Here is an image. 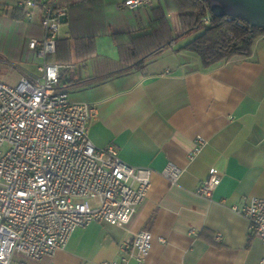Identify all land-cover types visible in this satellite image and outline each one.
I'll return each instance as SVG.
<instances>
[{
  "label": "crops",
  "instance_id": "1",
  "mask_svg": "<svg viewBox=\"0 0 264 264\" xmlns=\"http://www.w3.org/2000/svg\"><path fill=\"white\" fill-rule=\"evenodd\" d=\"M22 1L0 0V76L15 72L18 82L40 63L29 41L44 37L42 10L29 21ZM81 1L59 6L67 11ZM63 25L61 39L69 38V25ZM97 55L119 59L109 38L97 43ZM94 64H71L75 68L61 81L92 77ZM147 70V76L134 72L68 94L71 102L94 107L89 137L96 147L114 145L126 164L154 171L148 196L126 229L152 235L147 264H261L264 245L233 208L264 198V37L250 57L205 69L194 53L168 51ZM198 137L206 143L193 156ZM169 163L182 170L176 185L161 176ZM212 169L221 182L207 200L197 191ZM129 237L123 228L92 223L78 228L64 250L30 264H106L118 260L119 245Z\"/></svg>",
  "mask_w": 264,
  "mask_h": 264
},
{
  "label": "built area",
  "instance_id": "2",
  "mask_svg": "<svg viewBox=\"0 0 264 264\" xmlns=\"http://www.w3.org/2000/svg\"><path fill=\"white\" fill-rule=\"evenodd\" d=\"M60 2L19 4L29 21L36 10L43 12L44 37L29 41L40 60L38 75L22 72L16 86L0 83V264L52 257L66 248L78 228L92 223H108L130 234L119 245L118 260L106 264H147L152 235L126 227L147 198L154 171L126 164L114 145L96 147L89 137L94 107L57 93L63 73L75 68L48 61L56 54L61 19L67 15ZM152 5L153 0H124L130 10ZM211 21L209 13L203 24ZM205 143L197 138L193 156ZM181 174L172 163L161 172L171 185ZM220 182L219 171L212 169L197 194L211 200ZM233 210L247 219L250 235L264 245V198H252Z\"/></svg>",
  "mask_w": 264,
  "mask_h": 264
},
{
  "label": "trees",
  "instance_id": "3",
  "mask_svg": "<svg viewBox=\"0 0 264 264\" xmlns=\"http://www.w3.org/2000/svg\"><path fill=\"white\" fill-rule=\"evenodd\" d=\"M190 4L199 11L198 19L185 32L174 34L167 14ZM207 11L208 6L202 0H153L147 12L130 10L124 2H72L67 6L69 38L58 41L56 54L48 61L71 65L92 60L95 61L94 73L78 82L61 81L57 93L68 95L134 72L147 76L148 66L168 51L194 53L205 69L236 57H250L255 42L264 37V28L251 27L242 20L214 17L210 25H204ZM194 30L199 34L177 47L180 40L191 36ZM105 38L117 48L118 60L98 57L97 43Z\"/></svg>",
  "mask_w": 264,
  "mask_h": 264
},
{
  "label": "water",
  "instance_id": "4",
  "mask_svg": "<svg viewBox=\"0 0 264 264\" xmlns=\"http://www.w3.org/2000/svg\"><path fill=\"white\" fill-rule=\"evenodd\" d=\"M214 18L242 20L251 27L264 28V0H202ZM62 24L68 23L65 15Z\"/></svg>",
  "mask_w": 264,
  "mask_h": 264
},
{
  "label": "rangeland",
  "instance_id": "5",
  "mask_svg": "<svg viewBox=\"0 0 264 264\" xmlns=\"http://www.w3.org/2000/svg\"><path fill=\"white\" fill-rule=\"evenodd\" d=\"M64 1L68 2V1H75V0H61L62 3ZM209 13L207 12V14H209ZM198 16H199V11L195 7V5L190 4V5H187L181 9L173 12V13H170L168 15V22H169L174 34H180L182 32H185L186 30H188L190 28V26L192 24H194V22L198 19ZM63 26H62V28H63ZM65 31H66V28L64 27L61 30V37L65 36ZM198 34H199V31L194 30L193 34L191 36L185 37L184 40L182 39V41L180 40V43L177 47H180V44H184L185 42L192 40V38H194ZM31 71H32V74L38 75L35 68H33ZM17 75L18 74H15V72L8 74L7 77H5V75H1L0 76V82H4L5 84L11 85V86H16L18 84V76ZM94 204L95 203H93L91 201V205L93 206Z\"/></svg>",
  "mask_w": 264,
  "mask_h": 264
}]
</instances>
